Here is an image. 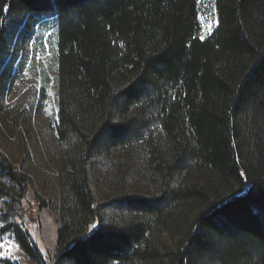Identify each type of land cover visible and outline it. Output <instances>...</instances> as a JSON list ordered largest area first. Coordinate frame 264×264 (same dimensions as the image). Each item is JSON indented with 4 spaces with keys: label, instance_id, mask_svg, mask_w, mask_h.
Wrapping results in <instances>:
<instances>
[{
    "label": "trees",
    "instance_id": "obj_1",
    "mask_svg": "<svg viewBox=\"0 0 264 264\" xmlns=\"http://www.w3.org/2000/svg\"><path fill=\"white\" fill-rule=\"evenodd\" d=\"M214 3L201 39L198 0H0V40L13 15L19 39L53 24V264H264V0ZM98 156L120 189L109 200ZM27 186L0 158L3 232L35 263L15 222Z\"/></svg>",
    "mask_w": 264,
    "mask_h": 264
},
{
    "label": "rangeland",
    "instance_id": "obj_2",
    "mask_svg": "<svg viewBox=\"0 0 264 264\" xmlns=\"http://www.w3.org/2000/svg\"><path fill=\"white\" fill-rule=\"evenodd\" d=\"M197 9L196 35L203 39L217 24L214 0H198ZM24 20L21 14L13 15L8 36L0 40V158L26 177L28 191L16 211L15 222L29 234L41 259L30 261L12 235L3 232L6 211L0 200V260L53 264L58 227L53 210L59 203L56 178L65 164L55 132L57 64L52 55L53 24L49 21L28 26L26 35L19 39ZM110 153L112 158L117 157ZM93 164L91 176L97 198L109 200L120 189L116 190L107 178L109 169L103 158L96 157ZM144 187L138 189L140 194L152 192ZM123 188L134 192L128 186Z\"/></svg>",
    "mask_w": 264,
    "mask_h": 264
}]
</instances>
